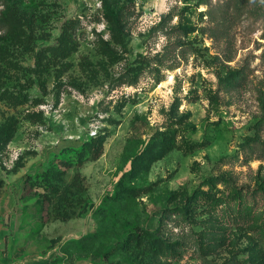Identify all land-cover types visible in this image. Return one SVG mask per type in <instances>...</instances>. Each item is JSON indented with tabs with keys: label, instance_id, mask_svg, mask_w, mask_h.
Listing matches in <instances>:
<instances>
[{
	"label": "rangeland",
	"instance_id": "obj_1",
	"mask_svg": "<svg viewBox=\"0 0 264 264\" xmlns=\"http://www.w3.org/2000/svg\"><path fill=\"white\" fill-rule=\"evenodd\" d=\"M36 197L43 264H264V0H0V234Z\"/></svg>",
	"mask_w": 264,
	"mask_h": 264
},
{
	"label": "crops",
	"instance_id": "obj_2",
	"mask_svg": "<svg viewBox=\"0 0 264 264\" xmlns=\"http://www.w3.org/2000/svg\"><path fill=\"white\" fill-rule=\"evenodd\" d=\"M42 213V203L41 199L36 197L24 204L16 212L10 214L9 227L7 228V233L3 232L0 234V264H43L45 263L43 259L50 254L54 245L49 247L48 255H42L38 250L27 249L25 235L28 233V229L37 225L38 229L45 226L52 227L50 223H42L41 220ZM64 229L61 231L63 234H59L56 238L62 239L70 237L74 232H77L74 229V224L68 221ZM62 225V223L60 224ZM68 227V228H67ZM67 229V231H66ZM73 230V231H72ZM2 241V243H1ZM53 244V243H52Z\"/></svg>",
	"mask_w": 264,
	"mask_h": 264
},
{
	"label": "trees",
	"instance_id": "obj_3",
	"mask_svg": "<svg viewBox=\"0 0 264 264\" xmlns=\"http://www.w3.org/2000/svg\"><path fill=\"white\" fill-rule=\"evenodd\" d=\"M55 183L53 184V192H56V204L57 207H61L63 205V202H66L69 198L71 200V196H75L77 199H80L82 196H80L82 190L80 187V182L75 176L72 177V179L67 183L64 182V180L61 178V175L57 174L55 177ZM42 203V210L44 208V202L41 199ZM255 215L259 218H262V221H264V212L262 213H255ZM43 217V214H41V219ZM65 218H61V220H64ZM262 225H264V222H262Z\"/></svg>",
	"mask_w": 264,
	"mask_h": 264
}]
</instances>
